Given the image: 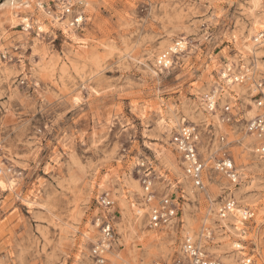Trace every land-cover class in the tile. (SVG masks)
<instances>
[{"label": "rangeland", "instance_id": "374dc122", "mask_svg": "<svg viewBox=\"0 0 264 264\" xmlns=\"http://www.w3.org/2000/svg\"><path fill=\"white\" fill-rule=\"evenodd\" d=\"M70 1L77 29L63 0H0V264H96L105 220L106 264L173 262L187 234L220 264H264V154L247 131L262 113L264 0ZM183 124L199 134L202 188L172 143ZM225 156L236 185L214 168ZM148 166L179 222L149 225ZM229 197L253 217L221 219Z\"/></svg>", "mask_w": 264, "mask_h": 264}, {"label": "built area", "instance_id": "2783aa9c", "mask_svg": "<svg viewBox=\"0 0 264 264\" xmlns=\"http://www.w3.org/2000/svg\"><path fill=\"white\" fill-rule=\"evenodd\" d=\"M63 4L62 14H72L68 22L69 25L74 28H80L84 23L85 17L83 12L72 10V7L76 2L71 3L70 0H63ZM169 60H171V58L170 54L167 52L162 53V55L159 56L158 62L161 66L167 67L166 63ZM259 94V97L256 99V104L262 109V113L248 121L247 131L262 139V142L256 148V151L260 154H264V91L261 90ZM213 107H216V100H214ZM214 108L208 107L210 111L214 110ZM228 109L229 107L226 108V110ZM172 143L181 154L187 176L192 180L196 188H202L204 186L206 162L199 152V134L196 127L189 124H183L179 131L174 135ZM142 166L144 167V164ZM214 168L225 174L234 185L238 184L239 172L230 157L225 156L216 159L214 162ZM150 170L151 166L145 168L141 177L145 202L149 204V225L152 228H159L174 221L179 222V202L177 198L164 196L158 202H154L156 193L153 190V178ZM1 172L2 167L0 165V173ZM102 203L108 206L111 205L112 202L105 198ZM236 205V200L233 197H229L219 207V217L221 219H226L230 213L234 211ZM243 212L245 213L244 221L249 220L254 215L249 208H245ZM101 234V239L92 248V257L96 264L107 263L108 259L106 258V254L110 251L115 240L114 228L109 221L105 220L102 222ZM206 236L207 238L210 237V235ZM182 253L183 258H177L173 262L154 260L150 264H220L219 260L209 255L205 247L189 234L184 238ZM242 264H252V258L245 257L242 260Z\"/></svg>", "mask_w": 264, "mask_h": 264}, {"label": "bare ground", "instance_id": "6f19581e", "mask_svg": "<svg viewBox=\"0 0 264 264\" xmlns=\"http://www.w3.org/2000/svg\"><path fill=\"white\" fill-rule=\"evenodd\" d=\"M29 5V4H28ZM25 6V5H24ZM25 19H27V18H25ZM56 19L58 20H60V18H57L56 17ZM26 25H28V23H26ZM41 28H42V26H40ZM72 28H74L73 26H72ZM77 29V28H76ZM261 37V34L259 33L258 35H257V37H256V40H258L259 38ZM178 45L180 46V47H184L185 46V42L184 41H182V40H178L177 41V44L176 45H173L172 47H171V49H177L178 48ZM255 45V44H254ZM255 47V46H254ZM170 63H171V60H169L167 63H166V65H167V67H169V65H170ZM222 75H223V77L226 79V81L229 83V84H232L233 82H234V79L231 77V69H229V68H227L226 70H224V72H222ZM235 80H239V76H237V75H235ZM214 97L213 96H210L209 97V99H210V103H208L209 104V107H211V108H214L213 107V105H214V99H213ZM254 118V117H253ZM252 119V118H251ZM250 119V120H251ZM1 183H4L3 181H1ZM11 183V182H10ZM14 184V183H13ZM8 185H10V184H8ZM234 210H237V213L235 214V216H240V217H243L244 218V216H245V213L243 212V209H240V208H238V207H236L235 206V209ZM233 216V215H232ZM239 217V220H238V222L239 223H241V218ZM237 218V217H236ZM238 219V218H237ZM243 225V224H242ZM241 229V228H240ZM231 231V230H230ZM191 232V231H190ZM187 233V232H186ZM192 233V232H191ZM203 234V233H202ZM211 234V232H209V231H207V234L206 235H210ZM234 234V233H233ZM205 238V237H204ZM206 245H207V243H206ZM236 245H239L240 247L239 248H241V244H239V243H237ZM209 246V245H208ZM209 253V252H208Z\"/></svg>", "mask_w": 264, "mask_h": 264}]
</instances>
